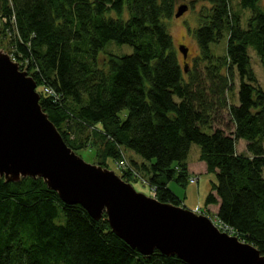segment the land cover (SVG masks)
<instances>
[{"label": "trees", "instance_id": "trees-1", "mask_svg": "<svg viewBox=\"0 0 264 264\" xmlns=\"http://www.w3.org/2000/svg\"><path fill=\"white\" fill-rule=\"evenodd\" d=\"M178 1L0 0V30L12 33L15 58L42 86L41 106L72 149L87 147L93 132L104 167L132 151L141 161L128 163L147 177L157 199L182 206L168 185L188 184L191 147L200 145V160L217 176L205 207L217 208L219 221L264 255V87L250 52L264 69V0H241L252 13L247 28L232 0H205L210 8L200 13L199 54L188 72L165 23ZM225 35L226 51L215 55L211 44ZM112 41L133 52L110 53L107 67H99ZM223 112L230 132L214 127ZM242 139L246 153L237 150ZM121 171L124 180L137 181ZM0 264L188 263L158 250L142 255L112 230L106 214L95 220L82 205L64 203L41 177H0Z\"/></svg>", "mask_w": 264, "mask_h": 264}, {"label": "water", "instance_id": "water-1", "mask_svg": "<svg viewBox=\"0 0 264 264\" xmlns=\"http://www.w3.org/2000/svg\"><path fill=\"white\" fill-rule=\"evenodd\" d=\"M179 5L175 16L188 11ZM184 59L188 48L180 46ZM187 71V65L185 66ZM38 84L0 52V177H41L66 204H80L142 255L156 250L188 264H264L249 242L221 232L212 220L136 189L115 171L85 161L41 106Z\"/></svg>", "mask_w": 264, "mask_h": 264}, {"label": "rangeland", "instance_id": "rangeland-1", "mask_svg": "<svg viewBox=\"0 0 264 264\" xmlns=\"http://www.w3.org/2000/svg\"><path fill=\"white\" fill-rule=\"evenodd\" d=\"M194 2V6L191 4ZM187 3L189 5V9L185 12L181 17L177 18L174 16L172 19H165V23L174 39L175 49L177 51L178 57L181 61L182 66L187 65V72L194 65V60L197 58L199 54V47L196 40V29H198L200 25V13L205 8H210L209 2L205 0H180L178 1V7L181 4ZM241 0H232L233 8L236 12H240L242 18V26L247 28L248 20L251 16L250 10H243L239 5ZM177 7V8H178ZM177 11V10H176ZM113 16H116L113 13ZM125 17H128V11L125 12ZM1 18V12H0ZM1 27V22H0ZM1 29V28H0ZM12 33H4L0 30V52L8 54L13 61L17 62L13 51L12 44ZM228 37H225L221 40L220 43H212L211 49L215 55H223L227 48ZM184 45L188 48V58L185 60L182 52L180 51V46ZM133 52V47L129 44H118L114 41L109 42L105 48L101 51L98 57L97 65L99 67H107L106 60L108 54L112 53L115 55H124L130 54ZM250 52L252 55V67L257 75V79L259 84L264 87V69L261 62V59L254 52L253 48H250ZM239 85V79L235 81V89L238 90L237 86ZM37 91H42V86L38 85ZM215 128H224L228 132L233 129V123L226 112H223L219 115V117L215 120ZM93 140L90 142L87 147L84 149L77 150L76 153L80 155L85 161L100 165L102 161V154L104 152L103 145L101 144L99 136L93 134ZM245 140H240L237 143L238 152L246 151ZM125 153V159L131 162L132 159L136 161H141V158L137 156L132 151L127 150ZM201 155V147L198 144H193L191 147V151L188 157V163L190 164L192 170L194 172H190V178L188 180V184L183 186L178 184L176 180H172L169 182L170 189L179 197L183 206H186L191 210H198L203 215L209 217L212 222L221 229V231L227 232L230 235L237 236L231 230H228L226 227L218 223L217 215L214 207H205V200L212 188V183L217 181V176L213 172L204 171L203 163L200 160ZM119 161H115L113 158L107 159L108 169L115 171L118 175L122 174L121 167L119 166ZM205 164V163H204ZM103 166V165H101ZM104 167V166H103ZM121 168V169H120ZM136 171V170H135ZM190 171V170H189ZM139 176H135L132 172L130 173L134 179L137 181L130 182L132 183L137 190L144 192L150 196L156 197L157 192L154 187L150 185L147 177L143 175L141 171H136ZM191 178H196V182H190ZM232 232V233H231Z\"/></svg>", "mask_w": 264, "mask_h": 264}, {"label": "built area", "instance_id": "built-area-1", "mask_svg": "<svg viewBox=\"0 0 264 264\" xmlns=\"http://www.w3.org/2000/svg\"><path fill=\"white\" fill-rule=\"evenodd\" d=\"M1 22V21H0ZM45 92L48 94V95H50V96H52V97H56V95H55V93H54V90L53 89H51L50 87H48V86H46L45 87ZM119 166L122 168V169H125V170H128V171H130V172H132L135 176H139V174L135 171V169H133L131 166H130V164L128 163V161L125 159V158H123L122 160H120V162H119ZM196 178H191L190 179V182H196ZM197 212L198 213H201V212H199L198 210H197ZM217 220H218V223H220L221 225H223L220 221H219V219L217 218ZM224 226V225H223ZM225 227V226H224ZM227 228V227H226ZM228 229V228H227ZM228 230H230V229H228ZM232 231V230H231ZM233 232V231H232ZM231 232V233H232ZM235 233V232H234Z\"/></svg>", "mask_w": 264, "mask_h": 264}, {"label": "crops", "instance_id": "crops-1", "mask_svg": "<svg viewBox=\"0 0 264 264\" xmlns=\"http://www.w3.org/2000/svg\"><path fill=\"white\" fill-rule=\"evenodd\" d=\"M240 153H246V151L245 152H240ZM188 165H189V170H190V172L192 171V172H194V170H192V168H191V166H190V164L188 163ZM203 168H204V171H206V168H205V165H204V163H203ZM170 185V184H169ZM168 185V186H169ZM207 207H210L211 208V206H207ZM214 209H215V207H214ZM215 211H216V213H217V208L215 209Z\"/></svg>", "mask_w": 264, "mask_h": 264}, {"label": "bare ground", "instance_id": "bare-ground-1", "mask_svg": "<svg viewBox=\"0 0 264 264\" xmlns=\"http://www.w3.org/2000/svg\"><path fill=\"white\" fill-rule=\"evenodd\" d=\"M185 4H187V3H185ZM178 9V8H177ZM21 65V64H20ZM19 65V67H20V69H22L21 68V66ZM22 70H26V69H22ZM46 87V86H45ZM45 87H44V92H45ZM45 94H47L46 92H45ZM48 95V94H47ZM50 96V95H49Z\"/></svg>", "mask_w": 264, "mask_h": 264}]
</instances>
